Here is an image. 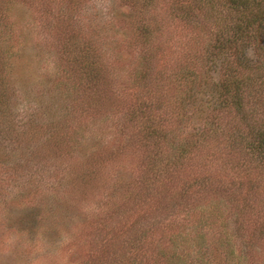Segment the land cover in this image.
Returning a JSON list of instances; mask_svg holds the SVG:
<instances>
[{
	"label": "trees",
	"instance_id": "obj_1",
	"mask_svg": "<svg viewBox=\"0 0 264 264\" xmlns=\"http://www.w3.org/2000/svg\"><path fill=\"white\" fill-rule=\"evenodd\" d=\"M126 1L131 10L141 17L137 19L139 25L137 29L146 48H151L154 33L157 32L159 36L160 26H154L151 20L146 18L154 12L156 0ZM176 1L173 8L180 13L179 17L183 18L182 20L186 19L185 21L189 22L190 26L187 45L181 48L184 52L178 55V63L182 67L171 75H164V71L155 69L156 64H149V60L154 59V53H157L152 51L154 48L145 50L141 55L144 65L141 64L139 67L136 63L131 70L132 73L134 72L133 76L136 75L131 82L132 84L136 81V85H132L134 93L131 94L133 97L131 101L116 96L112 89L113 76L109 73L108 67L119 63L117 59H113L109 52L105 55L96 54L93 45L83 46L80 40H77L82 39L84 34L81 29L79 33L78 30L75 32V40L68 41L67 48L69 51L72 50L73 58L70 64L63 68L74 78L61 76L64 80H68L67 85L56 77V84L51 85V88L53 85L64 87L65 91L60 97L64 98L63 102L57 99L58 102L55 103L53 101H56L55 98H45V100L37 98L36 101H29L27 98L29 94L25 93L27 90L21 91L20 94L16 88V79L13 80L9 76L11 73L9 65L13 63L6 61L5 64H1L0 74L5 78L2 80L0 77L2 80L0 81V129H3V125L10 126L11 122L8 121L12 116V110L16 111L14 106L22 101L25 110H28L24 115L31 114L30 119L37 117L41 120L40 116L45 113L48 115L52 112V108L62 110L64 115L57 118L62 119L64 125L61 130L58 127L56 133L53 128L51 132L60 136L62 129H66L68 132L65 131L62 135L68 140L69 135L79 134L78 128L72 127L70 120L72 117L66 113V104L75 103L72 101L73 94L76 98H80L78 100L80 103L85 104L79 108V114L83 117L93 111L97 112L98 110L95 109H98V103H103L106 99L111 105L114 103V109L119 103L122 104L116 109L118 114L114 113L112 116L110 112L106 113V117L110 116L108 122L112 121L113 117H116L118 125L120 121V128H123V119H127V115L132 119L146 118L143 126L140 124L131 126L133 129L138 128L137 135H140L138 147L144 155L140 159V172L124 189L127 192L125 195L123 192L119 198L116 194L120 188L115 187L116 183L106 168L109 161L114 159V153L119 155L125 150L105 148L109 151L105 162L103 157L100 158L98 155L94 163L85 166L87 178H90L88 188L96 184L98 186L96 196H100L95 202L87 204L88 208L93 210L90 212L92 217L90 233L93 229L101 233L97 244L94 243L96 246L92 245V247L85 243L80 249L88 264H253V260L259 258L257 256L262 253L264 204L255 205L252 199L256 197L257 189L260 187L257 184L259 175L264 174V110L260 111L264 106V0ZM55 20L59 22L58 19ZM111 20L115 22L113 17ZM196 22L197 24L192 25ZM115 26L116 24H113L111 28L115 29ZM203 28L206 31L204 41L199 39ZM8 34L4 39L6 49L16 48L18 43L14 40L15 35L9 39ZM119 36L121 37L115 32L111 38L115 43L120 44L123 38ZM126 47L129 45L126 44ZM15 51L16 49L14 54L17 59L18 54ZM41 59L38 60L41 62ZM205 63L208 65L207 70L206 68L202 70ZM142 66L144 69H141ZM173 71L174 69L167 72ZM209 74L210 80L206 82L204 76ZM6 75L9 77L6 78ZM171 76L177 78L176 84L170 82ZM25 82H28L27 79ZM142 83L144 91L141 88ZM22 85L24 84H20L21 88ZM198 85L206 88L207 98H178L176 104L174 99L169 102L161 97L162 90L171 91L174 86L177 92L183 89L187 96L186 93L192 92ZM154 88L157 90L155 95ZM44 93L48 94L45 91ZM156 95L159 96L155 98ZM10 97H15L14 100L17 101L12 109ZM186 101L200 103L196 109L195 105H192L189 112L205 114L204 124L207 127L199 123L200 128H197L199 134H183L178 137L177 134L175 135V125L170 119V112L179 104L182 107V103L184 105ZM158 108L163 109L159 111ZM121 110L124 112L121 113ZM229 113L242 127L229 136L238 148V150L234 148L230 150L240 156L241 182L219 184L215 181L214 186L208 187L202 179L198 180L199 178L189 180L187 175L176 178L181 172L184 173L185 165L195 156V151H200L198 147L211 146L210 149L215 150V145L221 144L218 140V134L221 132L218 133V130L222 131V120ZM181 115L180 112L175 117ZM79 117L76 116V119ZM178 121L179 119H176V124ZM45 127L50 129L47 124ZM85 133L86 131L84 135ZM198 138L200 142L196 140ZM176 140L183 144L176 145ZM94 153L95 151H88L81 158L91 160ZM229 153L230 151L223 152L219 156L222 155V159L226 161ZM68 157L71 164L78 161L71 154ZM71 164L66 166V170ZM191 187L195 190L191 191ZM89 195L87 197L90 198ZM179 206H183L188 212L197 210L201 217H203L201 211L205 210L201 207H205L210 215L202 218L190 229V237L169 234L167 235L169 244L161 245L159 249L154 248L156 252L152 253L144 247L143 242H139V233L146 227L152 226V223L155 224V220L162 212L174 207L178 209ZM214 214L218 220L231 217L232 227H226L225 222L218 229L214 227L212 232L207 231L208 234L205 235L203 227L199 226L205 225L206 222L209 225L215 223ZM210 228L206 227L207 230ZM164 230L167 229H157L160 232ZM133 241L140 244L135 246L136 251L132 253H135L134 258L129 260L128 255L123 253L127 251H117V248Z\"/></svg>",
	"mask_w": 264,
	"mask_h": 264
},
{
	"label": "rangeland",
	"instance_id": "obj_2",
	"mask_svg": "<svg viewBox=\"0 0 264 264\" xmlns=\"http://www.w3.org/2000/svg\"><path fill=\"white\" fill-rule=\"evenodd\" d=\"M175 3L176 0H156L154 12L146 19L151 20L154 26H160V31L159 36L157 32L154 33L153 46L147 49L137 29L139 28L137 19L140 16L131 10L126 0H0V67L6 61L13 63L9 65L11 70L9 76L13 80L16 79V88L20 94L21 91L27 90L25 93L29 94L27 96L29 101H36L37 98L43 100L55 98L56 101L52 99L55 103L58 100L63 102L64 98L60 97L65 91L64 87L53 85L51 88V85L56 84V77L67 85L68 80L65 81L61 76L74 78L63 68H66L73 58L72 50L69 51L67 48L68 41L75 40V32L78 30L79 33L81 29L84 34L82 39L77 40H80L83 46L93 45L96 54L105 55L109 52L113 59H117L119 63L108 67L109 73L113 76L112 89L116 96L131 101L133 98L131 94L134 93L132 85H136V81L131 84L133 77H136L131 70L136 63L139 67L141 64L144 65L141 55L145 50L154 48L152 51L157 53H154V59H150L149 64H156L155 69L164 71V75H171L182 67L178 63V55L184 52L181 48L187 45L190 26L189 22H186V19L182 20L183 18L179 17L180 13L173 8ZM113 24H116L115 29L111 28ZM201 31L202 35L199 39L204 41L206 31L204 28ZM115 32L123 38L120 44L115 43L111 38ZM7 34L9 39L15 35L14 40L18 43L16 48L6 49L4 39ZM126 44L129 47H126ZM15 49V53L18 54L17 59L14 54ZM39 58H42L41 62ZM205 65L202 70L205 68L207 70L208 65L206 63ZM141 69L144 67L142 66ZM172 69L174 71L168 73ZM9 76L6 75V78ZM0 77L2 80L5 78L1 74ZM169 80L172 84H176L177 78L171 76ZM204 80L208 82L210 74L205 75ZM22 83L25 85V87L22 85L23 88L20 87ZM199 85L193 88L192 92H187V96L183 89L177 92L174 86L171 91L162 90L161 97L169 102L174 99L175 103L178 102V98H207L206 88H201ZM141 88L144 91L143 83ZM153 90L155 95L157 90L156 88ZM36 91L39 92L34 94ZM72 96V101L75 103L66 104V113L72 117L70 119L72 127L75 129L77 127L79 134L69 135L71 138L68 140L62 135L67 131L66 129H62L60 136L54 134L58 131V127L61 130L64 125L63 120L57 118L64 115L62 110L52 108L51 113L40 116L41 120L37 117L30 119L31 114L24 115L28 110H25L22 101L14 106L16 111L12 110V116L8 121L11 122L10 126L3 125V129H0V264H88L80 249L85 243L90 246L97 244L101 233H97L96 229L90 233L92 224L90 212L93 210H90L87 204L95 202L100 196H96L98 192L96 184L88 188L90 178H87L85 166L94 163L98 155L100 158L103 157L105 162L109 153L105 148L125 150L119 155L114 153V159L106 166L116 183L115 187L120 188L116 193L119 198L123 192L124 195L127 193L124 189L140 172V159L144 154L138 147L140 137L137 135L138 128L133 129L131 126L132 124L143 126L146 118L132 119L127 115V119H123V128L125 126L123 129L119 126L120 121L119 125L116 123V117L109 122L110 116L106 117L107 111L112 116L114 113L118 114L116 109L122 104L119 103L114 109V103L111 105L104 99L103 103H98V109H95L98 110L97 112L93 111L83 117L79 114V108L85 104L80 103L78 101L80 98H76L74 94ZM14 98L9 99L11 109L17 102ZM187 102L184 105L182 103V107L179 104L177 108L169 111L170 119L175 125V135L177 134L178 137L183 134H199L197 129L200 128L199 123L207 127L204 124L205 114L189 112L192 105H195L196 109L200 103ZM158 109L161 111L163 108ZM262 110L264 106L260 109ZM123 112L121 110V113ZM180 112L182 115L176 118L175 116ZM78 115L80 117L76 119ZM176 119H179L178 124L175 122ZM45 124L50 126L49 130ZM52 128L55 129L53 134ZM238 128L242 127L234 116L231 113L227 114L222 120V131L218 130V133L221 132L218 134L221 147L219 144L215 145V150L210 149L211 146L198 147L200 151H195V156L185 165L184 173L181 172L176 178H182L183 175L189 176V180L199 178L198 180L202 179L208 187L214 186L215 181L219 184L241 182L240 156L230 150L231 148L238 150V148L229 137ZM120 129L125 131V135ZM196 140L200 142L199 138ZM176 143V145L183 144L178 143L177 140ZM88 151H95L92 159H82L81 157H84ZM227 151H230V156L228 155L224 161L219 154ZM70 154L78 161L71 164L68 157ZM70 164L71 167H67L66 170V166ZM114 182L111 181L112 185ZM257 184L260 187L252 200L255 205H262L264 174L259 175ZM179 185L180 183L176 186ZM190 190L194 191L195 188L191 187ZM88 194L90 198L87 197ZM174 208L162 212L155 220V224L152 223V226L146 227L139 233V242H143L144 247L152 253L156 252L154 248L159 249L161 245L169 244L167 237L169 234L190 237V229L202 218L210 215L205 207H201L205 209L201 211L203 217L199 212L197 213V210L188 212L183 206ZM213 217L215 223L209 225L206 222L205 225L199 226L203 227L205 235L208 234L207 231L212 232L214 227L218 229L225 222L226 227H232L231 217L224 216V220L221 218L218 220L215 214ZM206 227L211 228L207 230ZM158 228H166L168 231L160 232L157 231ZM137 244L140 243L133 241L118 246L117 251H127L123 252L124 255H128L127 259L132 260L135 254L132 253L136 251ZM257 257L259 258L253 260V264H264V246L262 253Z\"/></svg>",
	"mask_w": 264,
	"mask_h": 264
}]
</instances>
